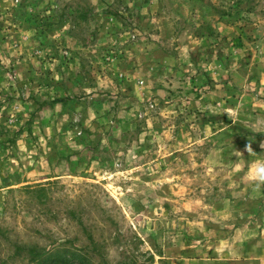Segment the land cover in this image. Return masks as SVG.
Returning <instances> with one entry per match:
<instances>
[{
    "label": "rangeland",
    "instance_id": "rangeland-1",
    "mask_svg": "<svg viewBox=\"0 0 264 264\" xmlns=\"http://www.w3.org/2000/svg\"><path fill=\"white\" fill-rule=\"evenodd\" d=\"M262 142L264 0H0V258L251 264Z\"/></svg>",
    "mask_w": 264,
    "mask_h": 264
},
{
    "label": "trees",
    "instance_id": "trees-1",
    "mask_svg": "<svg viewBox=\"0 0 264 264\" xmlns=\"http://www.w3.org/2000/svg\"><path fill=\"white\" fill-rule=\"evenodd\" d=\"M49 183L52 184V182ZM26 188H29V185ZM40 190H46V186L41 184ZM14 246L16 247V253L26 251L29 254L26 264H98L87 254L83 255L77 249H73L74 251L67 247L63 249L65 248V243H60L59 245L53 243L49 248L20 243H15ZM16 253L6 259L0 258V264H9V259H14L17 255Z\"/></svg>",
    "mask_w": 264,
    "mask_h": 264
},
{
    "label": "clouds",
    "instance_id": "clouds-1",
    "mask_svg": "<svg viewBox=\"0 0 264 264\" xmlns=\"http://www.w3.org/2000/svg\"><path fill=\"white\" fill-rule=\"evenodd\" d=\"M260 148L264 149V142L260 143ZM245 151L249 155H255L256 152L252 147V143H248L245 146ZM238 153H242L237 151ZM245 177L257 185H264V159H256L249 165L248 171L245 173Z\"/></svg>",
    "mask_w": 264,
    "mask_h": 264
},
{
    "label": "crops",
    "instance_id": "crops-1",
    "mask_svg": "<svg viewBox=\"0 0 264 264\" xmlns=\"http://www.w3.org/2000/svg\"><path fill=\"white\" fill-rule=\"evenodd\" d=\"M262 232L264 233V227ZM263 233H261V235H264ZM263 250H261V252L259 251L258 254H254L251 256L252 260L251 264H264V252H262ZM246 263H249V261H247L246 259Z\"/></svg>",
    "mask_w": 264,
    "mask_h": 264
}]
</instances>
